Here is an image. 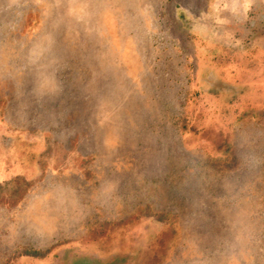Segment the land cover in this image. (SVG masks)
Segmentation results:
<instances>
[{
  "label": "rangeland",
  "instance_id": "374dc122",
  "mask_svg": "<svg viewBox=\"0 0 264 264\" xmlns=\"http://www.w3.org/2000/svg\"><path fill=\"white\" fill-rule=\"evenodd\" d=\"M0 264H264V0H0Z\"/></svg>",
  "mask_w": 264,
  "mask_h": 264
}]
</instances>
